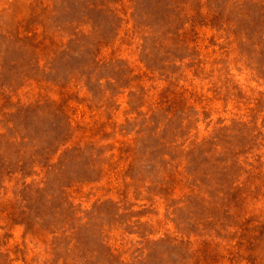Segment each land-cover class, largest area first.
Listing matches in <instances>:
<instances>
[{
	"label": "rangeland",
	"instance_id": "374dc122",
	"mask_svg": "<svg viewBox=\"0 0 264 264\" xmlns=\"http://www.w3.org/2000/svg\"><path fill=\"white\" fill-rule=\"evenodd\" d=\"M0 264H264V0H0Z\"/></svg>",
	"mask_w": 264,
	"mask_h": 264
}]
</instances>
